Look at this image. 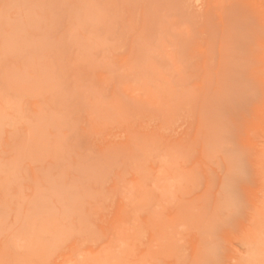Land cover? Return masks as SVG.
Segmentation results:
<instances>
[{
    "label": "rangeland",
    "instance_id": "obj_1",
    "mask_svg": "<svg viewBox=\"0 0 264 264\" xmlns=\"http://www.w3.org/2000/svg\"><path fill=\"white\" fill-rule=\"evenodd\" d=\"M0 264H264V0H0Z\"/></svg>",
    "mask_w": 264,
    "mask_h": 264
}]
</instances>
